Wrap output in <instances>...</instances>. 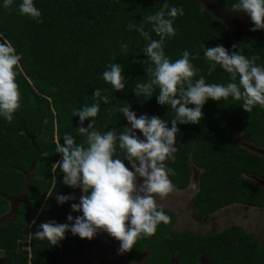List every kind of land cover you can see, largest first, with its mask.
Wrapping results in <instances>:
<instances>
[{"label": "trees", "instance_id": "1", "mask_svg": "<svg viewBox=\"0 0 264 264\" xmlns=\"http://www.w3.org/2000/svg\"><path fill=\"white\" fill-rule=\"evenodd\" d=\"M209 1L241 14L231 9L235 0ZM20 3L13 0V5L5 8L4 0H0V34L22 55L17 69L21 107L11 123L0 117V216L8 210L9 199L25 184L26 198L16 204L14 218L0 224V257L7 264H66L61 255L87 256L82 238L68 231L64 239L52 245L33 233L43 222L72 223L67 221L70 213L60 207L56 196H76L82 190L63 184V173L59 168L53 173L52 165L62 159V154L55 152L56 137L61 144L65 133L77 143L83 141L73 109L94 103L93 91L99 88L109 97L108 103L100 102L95 117L94 127L101 132L123 130L127 120L118 109L124 104L130 105L137 117L159 116L168 127L175 118L169 105L157 102L159 89L152 97L135 95V83L149 79L145 68L150 62H144L147 56L141 51L148 41L128 25L138 28L143 17L160 11L165 4L182 7L184 15L173 21L176 34L165 38L164 51L175 60L188 50L192 65L198 69L194 79L203 75L209 84L230 81V74L219 65L213 68V62L204 57L205 48L224 46L227 27L219 16L202 7L201 0H34L42 23L20 15ZM143 23L145 31L158 40L151 25ZM253 27L243 29L228 51L242 50L248 58L258 56L256 63L264 65V29L252 31ZM121 43L128 45L127 52ZM110 63L123 66V91H115L103 80L102 72ZM241 103L231 97L227 101L209 99L202 108L200 123L177 124L176 159L165 162L176 173L169 179L182 188L188 182L191 164L200 170L191 200L202 215L234 202L262 204L261 188L252 177L264 181V156L234 143L230 133L237 132L243 140L264 148V108L257 105L249 113ZM115 156L124 159L118 145ZM123 162L131 169L126 159ZM28 171L31 176L26 181ZM168 228L169 224L161 223L155 235L139 239L131 251L124 252L127 259L134 260L146 250L144 264H169L172 260L176 264H199V254L210 264H264V242L237 225L211 234H168Z\"/></svg>", "mask_w": 264, "mask_h": 264}, {"label": "clouds", "instance_id": "2", "mask_svg": "<svg viewBox=\"0 0 264 264\" xmlns=\"http://www.w3.org/2000/svg\"><path fill=\"white\" fill-rule=\"evenodd\" d=\"M12 5L13 0H4L3 7ZM231 9L250 17L254 24L252 31L264 29V0H235ZM18 11L20 15L43 22L34 0H21ZM182 15V7L169 8L165 4L160 11L142 18L160 37L158 40L145 31L143 22L138 28L132 23L128 25L129 29L136 28L148 41L141 51L147 56L144 62H150L145 68L149 79L146 83H135V95L152 97L154 90L159 89L157 102L169 105L175 112L171 127L157 115L137 117L130 110L131 106L124 104L118 110L130 127L125 126L119 132L115 128L101 132L94 127L95 117L100 102L108 103L109 97L102 95L101 89H95L94 103L73 109V116L79 117L77 129L83 141L77 143L75 137L65 133L61 144L60 138L56 137L55 152L62 154V159L52 165L53 173L57 168L63 173V184L82 190L79 203L71 204L72 211L82 212V215L73 217L69 214L67 221L72 223L43 222L33 233L35 238L56 245L68 231L89 240L104 231L120 242L118 253L131 251L139 239L155 235L158 225L171 223V217L158 203L157 197L163 200L174 190L169 176L176 173L165 162L176 159L178 122L200 123L204 116L202 108L209 99L227 101L231 97L234 101H242L240 106L249 113L257 105L264 108V65L256 63L258 56L248 58L242 50L229 53L223 45L205 48L204 57L213 62V68L219 65L230 74V81L226 84H209L203 75L194 79L198 69L192 65L188 50H183L175 60L166 55L165 38L175 36L173 21ZM0 40V117L11 123L14 113L21 107L17 69L22 55L17 54L4 34H0ZM121 48L128 51L127 44L121 43ZM102 77L115 91L125 89L126 78L121 64L110 63ZM89 118L90 122L84 127ZM136 130L142 133L143 139ZM117 145L131 169L125 165L124 159L115 156ZM47 195L52 196L51 192ZM56 200L62 205L75 200V196L57 195Z\"/></svg>", "mask_w": 264, "mask_h": 264}, {"label": "rangeland", "instance_id": "3", "mask_svg": "<svg viewBox=\"0 0 264 264\" xmlns=\"http://www.w3.org/2000/svg\"><path fill=\"white\" fill-rule=\"evenodd\" d=\"M201 4L203 8H207L214 15L219 16L226 24L227 34L225 36V44H224V47L226 49L231 47V45L235 41L240 39V34L243 29L253 24L250 17L246 13L236 14L233 12L223 10L218 5H216L214 2H211L209 0H201ZM125 126L130 127V124L127 122ZM136 132H137V135H139L143 139V136L139 132V130H136ZM230 137L232 141L236 143L237 145L246 147L250 150H255L248 142L244 141L241 138L239 133L237 132L230 133ZM257 152L264 154V151L257 150ZM190 168H191V178L195 179L194 181L196 182V179L198 177L200 170L197 167L193 166L192 164ZM30 176H31V171H28L26 173L27 181L30 178ZM259 184L260 186H262L263 182L259 181ZM80 196H81V193L77 196V199L75 201L65 202L62 205L60 204V207L62 209L70 211L73 217L82 215V212H73L71 209L72 203H79ZM25 198H26V195L23 190L17 196L9 199L8 210L0 216V224L6 222L9 219L14 218L16 204L20 200H23ZM157 200H159L160 205L164 203L158 197H157ZM262 210H264V208L258 210V211H261L258 214L257 212L255 213L253 212L254 214L252 216L247 217L248 221H244V222L248 225V227L250 225L251 231L256 234L259 240L263 241L264 240V211ZM225 214L226 213L219 211V213H217L219 217L218 226L216 225L215 227V226L209 225L208 227L204 228L200 232L207 233L209 231H215L216 229H219L220 227L228 225L229 223L228 221H226V217L224 216ZM234 221L236 222V225L242 224V220L239 217L234 218ZM182 229L186 230V228L175 227L171 231V233H174L180 230L182 231ZM187 230H189L190 232L193 231L190 229H187ZM196 233H199V232H196ZM82 240L85 242L86 247H87V256L80 261V264H123V261H121V259L123 258V255L121 253H118L120 242L116 240L115 238L111 237L108 233L104 231H100L94 236L93 239L89 240L87 238H83ZM26 248H28L27 245H26ZM61 256L63 260H66L63 257V255ZM199 262L201 264H205L203 260L200 261L199 259ZM0 264H7V263L0 257Z\"/></svg>", "mask_w": 264, "mask_h": 264}, {"label": "flooded vegetation", "instance_id": "4", "mask_svg": "<svg viewBox=\"0 0 264 264\" xmlns=\"http://www.w3.org/2000/svg\"><path fill=\"white\" fill-rule=\"evenodd\" d=\"M194 180L195 179L191 178V172H190V176H189L187 184L182 188H178L174 186V190L165 199L162 200L164 202L162 204L164 210L169 212L172 216L171 223L169 224V228L167 230L168 234H172L171 231L175 227L186 228V230L182 229V231H186V232L194 233V234H211V233L218 232L222 229H225L231 225H236L234 218L239 217L242 220V224H238L237 226L240 225L239 227H241L245 232L251 233L252 236H254L260 243L264 242V240L263 241L259 240L256 234L251 231L250 225L248 227V225L244 222V221H248L247 220L248 216H252L255 212H257L258 214L259 212H261L258 210L264 208V181L262 179L260 180L263 182V185L262 186L259 185L262 191V198H261L262 204L260 206H254V205L234 202L224 207H220L216 209L215 211L209 214H206V215L200 214L192 203V200H191L192 196L197 190L198 177L196 179V182ZM80 193L81 195L83 194L82 191L77 193V195L75 196V200L77 199V196ZM75 200H72V201H75ZM72 201H67V202H72ZM157 201L158 203H160L159 200ZM219 211L226 213L224 216L226 217V221H228L229 224L226 226L220 227L219 229H216L215 231L201 233L200 231H202L204 228L208 227L209 225L215 226V227L216 225L218 226L219 217L217 213H219ZM68 212L71 214L70 211ZM187 229H190L193 231L190 232ZM180 231H177V232H180ZM196 232H199V233H196ZM82 242L85 244L83 240ZM122 255H123V258L121 257L122 258L121 261H123V264H144L145 259L147 257V251L146 250L142 251L134 260L127 259L125 253H122ZM63 257L66 260H63L62 258V261L65 262L66 264H72V263L80 264V261L84 259V258H78L74 256H67V255H63ZM199 259L200 261L203 260L205 264H210L203 254H199L197 258L198 263L201 264L199 262ZM169 264H176V261L172 260Z\"/></svg>", "mask_w": 264, "mask_h": 264}, {"label": "water", "instance_id": "5", "mask_svg": "<svg viewBox=\"0 0 264 264\" xmlns=\"http://www.w3.org/2000/svg\"><path fill=\"white\" fill-rule=\"evenodd\" d=\"M143 136V135H142ZM32 137V139L31 140H33V138H34V136H30V138ZM245 141V140H244ZM246 142H248V141H246ZM255 150H250V149H248V148H246V147H244V148H246V149H248L249 151H251V152H254V153H256V154H259V155H262V156H264V154H261V153H259V152H257V150H260V151H264V148H262V147H258V146H255V145H253L252 143H250V142H248ZM243 147V146H242ZM258 184H259V181H261L260 179H258V178H254V177H252ZM26 181H27V179H26ZM260 185V184H259ZM25 188H26V184H25V186H24V188H23V190L25 191ZM22 190V191H23Z\"/></svg>", "mask_w": 264, "mask_h": 264}]
</instances>
